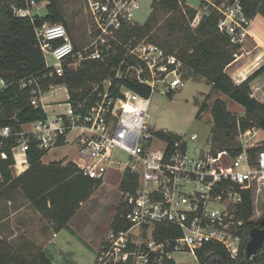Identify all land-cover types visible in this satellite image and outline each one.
<instances>
[{
	"label": "built area",
	"instance_id": "built-area-1",
	"mask_svg": "<svg viewBox=\"0 0 264 264\" xmlns=\"http://www.w3.org/2000/svg\"><path fill=\"white\" fill-rule=\"evenodd\" d=\"M27 1L29 7H14L15 14L31 15L30 7L37 1ZM84 1L92 22L89 41L83 47L76 49L63 22H45L35 28L46 70L18 82L21 89L29 90L31 104L42 109L46 117L24 124L20 130L0 125V137H15L17 141L13 147L16 174L23 172L20 157L27 164V152L35 143L42 152L75 145L80 154L75 163L90 177L104 179L113 169L137 175L136 188L122 192L130 227L112 230L101 246L98 264L120 260L128 264H181L185 258L176 253L192 255L196 264H208L197 256L206 242L222 243L237 258L239 229L244 224L238 213L243 193L264 185V148L254 157L249 151L256 143L252 140L256 127L240 133L243 149L238 155L226 149L214 152L211 135L206 145L193 148L190 141L199 138L197 133L178 135L173 141L161 136L148 122L151 95L134 91L125 82L148 86L151 93L162 83L172 92L185 86L182 60L157 43L122 37L127 26L137 23L135 15L142 0ZM212 10L221 14L220 30L240 43L251 24L241 0H201L191 24L196 26L203 14ZM116 57L118 62H114ZM87 59L112 61V75L102 82L104 90L98 99L82 111L83 104L75 107L67 85L57 79L64 75L65 63L77 68ZM114 81L119 88L116 95L111 92ZM8 85L0 76V91ZM62 89L67 94L66 106L57 111L56 106L63 105L58 99ZM117 150L126 153V161ZM1 155L7 157L4 152ZM159 226H170L179 234L165 235Z\"/></svg>",
	"mask_w": 264,
	"mask_h": 264
},
{
	"label": "trees",
	"instance_id": "trees-1",
	"mask_svg": "<svg viewBox=\"0 0 264 264\" xmlns=\"http://www.w3.org/2000/svg\"><path fill=\"white\" fill-rule=\"evenodd\" d=\"M40 1V0H36ZM46 15L15 14L14 7L27 8V0H0V76L9 85L0 91V125H13L20 130L24 124L46 117L42 109L30 102L28 89H21L19 80L31 75H40L46 70V61L40 49L35 28L45 22H63L71 32L63 13L60 0H48ZM153 0L152 10L142 24H132L125 28L123 38L136 37L160 45L168 53L176 54L183 62L185 76L189 73L207 79L214 93L225 94L245 108L244 114L238 116L229 110L226 101L217 97L209 103L211 95L200 106L197 113L210 109L212 115L211 144L212 150H228L238 155L243 144L237 136L252 127L264 130V102L253 96L251 81L262 70L237 84L226 72V67L238 54L241 44L233 42L231 35L219 28L221 14L217 11L204 13L200 22L191 23L197 9L182 0ZM243 10L250 18L257 13L264 15V0H241ZM32 8V7H30ZM76 49L79 45L76 43ZM122 53V52H121ZM114 62L120 59L114 58ZM112 61L87 59L77 68L64 64V75L57 79L68 87L71 103L77 107L83 104L82 111L92 105L99 92L104 90L102 82L112 75ZM125 85L143 95L150 96L148 86L136 82H125ZM119 88L116 82L111 86L116 95ZM161 136L173 141L178 134L159 130ZM17 144L15 137H0V198L12 197L15 192H22L28 201L49 221L55 231L63 229L103 183V178L85 175L74 161L64 163L63 159L48 164L42 161L46 152L40 151L32 143L27 152L29 166L19 175L14 173L16 162L13 147ZM262 145L249 149L252 157ZM7 157H2L1 153ZM137 186V175L126 171L120 183L122 192L134 190ZM127 206L123 200L111 222L114 231L125 230L130 224L125 219ZM244 224L239 229L241 248L237 258H233L222 243L206 242L197 250L200 261L208 264H264V248L253 257L246 253L251 231L255 227H264V217L252 221L254 216L253 190L243 193V201L238 210ZM165 235H178L179 231L170 226H159ZM101 248L98 253L100 254ZM0 264H54L51 257L38 250L31 254L24 253L0 234ZM95 264H98L96 260ZM107 264H128L126 260Z\"/></svg>",
	"mask_w": 264,
	"mask_h": 264
},
{
	"label": "rangeland",
	"instance_id": "rangeland-1",
	"mask_svg": "<svg viewBox=\"0 0 264 264\" xmlns=\"http://www.w3.org/2000/svg\"><path fill=\"white\" fill-rule=\"evenodd\" d=\"M190 6L200 9L201 0H183ZM48 0L37 1L31 8L32 14L46 15ZM153 0H142V8L137 11L135 21L142 24L148 18L152 10ZM63 13L70 26V34L79 47H83L89 41V27L92 18L86 7L84 0H60ZM50 61H53L50 59ZM167 86L158 83L156 89L151 93L150 107L148 112V122L157 130L171 131L178 135L190 136L197 133L199 138L190 141V147L204 146L208 143L211 135L212 115L210 109L205 110L197 117L200 106L205 102L208 95H211L209 103L212 104L217 97H224L230 106L231 111L240 115L234 101L220 93H214L212 84L205 78L196 77L191 73L185 76V86L167 91ZM62 106H56L60 111L66 106L67 94L62 89L60 97ZM263 134V133H262ZM237 139L241 142L242 136L239 134ZM253 140V139H252ZM242 143V142H241ZM262 141L256 142L261 145ZM69 153L70 158H78L80 154L75 145L67 144L58 147L45 156L49 160L57 154ZM116 154L126 161V153L117 150ZM14 173L15 172V168ZM109 172L103 179L102 185L95 190L91 197L84 202V206L79 213L74 216L71 222L61 229L57 239V255L50 249L49 256L55 260L56 264H95L99 256V247L112 232L111 222L117 211L118 205L122 200L120 189L122 172L118 169ZM11 210L27 206L28 199L22 192L13 193ZM254 216L252 221H259L264 217V185L262 188L253 189ZM2 202V201H1ZM4 209H2L3 212ZM20 221L21 218H15ZM57 256V257H56ZM178 258H185L181 264H196L192 255L176 253Z\"/></svg>",
	"mask_w": 264,
	"mask_h": 264
},
{
	"label": "crops",
	"instance_id": "crops-1",
	"mask_svg": "<svg viewBox=\"0 0 264 264\" xmlns=\"http://www.w3.org/2000/svg\"><path fill=\"white\" fill-rule=\"evenodd\" d=\"M31 15L33 14L31 13ZM240 44L241 47L238 54L236 55V58L226 67V72L232 77L234 82L237 84L243 82L244 80H246L247 78H249L264 67L263 14L257 13L253 18H251V24L247 30V33L245 34V36H243ZM251 87L253 90V96L259 99L260 101L264 102V69H262L253 78V80L251 81ZM223 96L227 95L223 94ZM226 103L228 105L229 110H231L227 101ZM234 104L235 105L232 106H235L238 110H241V114L238 116L243 115L245 108L237 102H235ZM252 139L256 142L262 141L264 143V130L256 127V130L252 135ZM263 143H261V145ZM255 146L258 145L255 144ZM58 147H55L50 151L46 152V154L42 157V161L48 164L52 161L60 159H63L64 163H67L69 161L76 162L79 160L80 157H78L77 159L70 158L69 153L59 155L57 154V156L52 157L49 160H45V156H47L49 152ZM19 165L24 171L29 166V162L27 164H25V162L19 163ZM112 171L114 170H111L110 172ZM12 200L13 196L9 198H0L1 236L8 239L14 246L22 250L24 253L31 254L41 249L44 250L48 255H52V253L49 252L51 249L55 253V255H57L58 252L56 251V246L58 245L57 239L60 236V232L55 231L52 224L46 219H44L41 213L33 205H31L29 201L27 202V206H22L18 209L11 210V207L8 204H11ZM84 204L85 203H82L81 208L77 211L74 216H76L79 211L82 210ZM2 209H4L3 212ZM18 217L21 218L20 221L15 219ZM54 233H56V236H54ZM102 244L103 243H101L99 249L101 248ZM51 259L54 264H56L54 260L55 258L53 259L51 257Z\"/></svg>",
	"mask_w": 264,
	"mask_h": 264
},
{
	"label": "water",
	"instance_id": "water-1",
	"mask_svg": "<svg viewBox=\"0 0 264 264\" xmlns=\"http://www.w3.org/2000/svg\"><path fill=\"white\" fill-rule=\"evenodd\" d=\"M264 224V222H262ZM264 246V227H255L251 231V238L247 243L248 257L254 256Z\"/></svg>",
	"mask_w": 264,
	"mask_h": 264
},
{
	"label": "bare ground",
	"instance_id": "bare-ground-1",
	"mask_svg": "<svg viewBox=\"0 0 264 264\" xmlns=\"http://www.w3.org/2000/svg\"><path fill=\"white\" fill-rule=\"evenodd\" d=\"M19 163H24L23 157H20V162Z\"/></svg>",
	"mask_w": 264,
	"mask_h": 264
}]
</instances>
